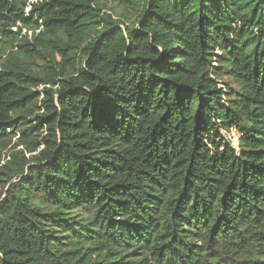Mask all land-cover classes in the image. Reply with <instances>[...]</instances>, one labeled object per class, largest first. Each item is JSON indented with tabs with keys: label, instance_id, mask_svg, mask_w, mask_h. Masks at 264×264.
<instances>
[{
	"label": "trees",
	"instance_id": "1",
	"mask_svg": "<svg viewBox=\"0 0 264 264\" xmlns=\"http://www.w3.org/2000/svg\"><path fill=\"white\" fill-rule=\"evenodd\" d=\"M0 264H264V0H0Z\"/></svg>",
	"mask_w": 264,
	"mask_h": 264
},
{
	"label": "rangeland",
	"instance_id": "2",
	"mask_svg": "<svg viewBox=\"0 0 264 264\" xmlns=\"http://www.w3.org/2000/svg\"><path fill=\"white\" fill-rule=\"evenodd\" d=\"M137 27V26H136ZM223 135L227 137V139L231 140L232 144L234 147L237 146V133L235 132L234 129H231L230 132H223ZM17 139V137H13L12 139H10V143H8L9 146H12L15 143V140ZM6 144H4L3 146L5 147ZM7 148V146H6ZM2 160L6 159L5 157H1Z\"/></svg>",
	"mask_w": 264,
	"mask_h": 264
},
{
	"label": "built area",
	"instance_id": "3",
	"mask_svg": "<svg viewBox=\"0 0 264 264\" xmlns=\"http://www.w3.org/2000/svg\"><path fill=\"white\" fill-rule=\"evenodd\" d=\"M36 0H31V2H35Z\"/></svg>",
	"mask_w": 264,
	"mask_h": 264
}]
</instances>
